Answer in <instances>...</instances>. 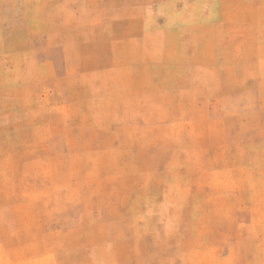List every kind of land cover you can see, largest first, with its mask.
Listing matches in <instances>:
<instances>
[{"label": "rangeland", "instance_id": "rangeland-1", "mask_svg": "<svg viewBox=\"0 0 264 264\" xmlns=\"http://www.w3.org/2000/svg\"><path fill=\"white\" fill-rule=\"evenodd\" d=\"M0 264H264V0H0Z\"/></svg>", "mask_w": 264, "mask_h": 264}]
</instances>
